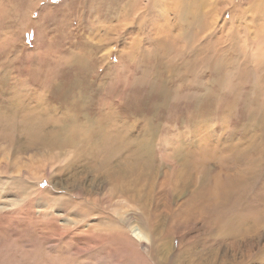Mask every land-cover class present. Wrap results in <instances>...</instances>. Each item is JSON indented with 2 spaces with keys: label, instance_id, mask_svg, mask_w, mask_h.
I'll return each instance as SVG.
<instances>
[{
  "label": "rangeland",
  "instance_id": "374dc122",
  "mask_svg": "<svg viewBox=\"0 0 264 264\" xmlns=\"http://www.w3.org/2000/svg\"><path fill=\"white\" fill-rule=\"evenodd\" d=\"M145 1L132 0L131 18ZM204 1L201 13L205 16L199 25L190 15L191 26L188 28L185 22H177L175 13L159 16V12H155L142 17L141 32H138L129 25L130 18L119 21L111 17L112 13L106 17L100 13L102 11L96 12V4L89 0H0V104L3 103L0 111L10 109L8 114L17 111V114L13 113L17 120L30 111L39 112L44 118L57 120L46 124L48 134L58 128L68 136L72 129L81 132L99 129L95 120L98 118L102 123L101 115L106 112L101 109L103 101L98 100L102 96L113 112L123 111L114 114L104 130L116 134L122 141L119 147L123 155L136 159L144 168L149 162L153 163L154 169L143 175L158 176L151 196L145 197L142 207L138 205L137 208L127 196H124L126 203H119L109 185H102L97 179L92 181L95 175H104L106 167H101L98 160L77 158L75 147L68 141L47 139L38 145H29L21 137L14 144L0 142V264L264 262V248H261L264 247V225L259 226L264 223L256 225L253 222V213L264 207V123L260 124V119L264 118V13L255 21L263 26L260 32L247 25V47L232 36L225 55L215 51L224 50L229 35L237 34L240 23H248L251 13L264 8V2ZM93 4L96 10L92 8ZM153 5L156 7L155 3ZM164 23L169 33L160 29ZM118 24L124 27L121 33L114 31ZM226 34H229L227 38ZM160 41L168 43L160 44ZM221 41L224 44H216ZM200 46L204 48L205 63L209 66L199 67L198 64L201 73H188L189 79L198 78L207 90L220 87L218 80L222 74L211 73L210 66L224 56L235 57L232 62L219 64V70L228 66L233 72L220 91L221 96H228L229 104L233 105L219 114L215 111L217 106L192 109L173 100L171 112L165 113V117L166 120L170 115L176 118V122L170 124L174 131L167 133L169 122L165 132L157 126L152 129L156 114L143 108L144 103L149 105L154 100L152 82L169 81L172 83L167 85L171 87L178 84L174 72L183 70L188 56ZM179 59L181 62L175 67ZM145 88L150 93L143 100ZM69 89L75 95L85 93L87 100L67 99ZM218 97L217 94L207 99L216 101ZM135 98L141 103L140 111L136 110V103H131ZM68 102L76 105L73 117L65 112ZM201 113L206 116L200 117ZM86 118L91 122L87 124ZM120 118L123 119L118 121ZM191 118L195 120L189 123ZM154 136L162 138L163 143L179 138L185 144L198 147L203 144L200 138H209L207 146L216 152L231 142L226 140L228 136L236 144L244 138L245 152L239 151L244 162L219 163L218 157L212 156L213 160L207 163L212 174L221 166H232L228 171L230 176L251 175L243 181L240 179L237 186L228 187L221 205L229 214L238 212L247 217L249 213V221L245 223L254 224L253 230L260 227L256 233L252 230V235L240 236L245 240L251 235L254 240L248 241L253 242L251 249L255 254L250 261L242 256L244 242L233 243L234 246L226 243L231 240L229 236H214L217 231L208 223V218L204 220L205 217L194 209H190L189 214L182 206L185 193L174 190L169 194L161 187L163 175H169L172 164L167 158L169 145L163 148L157 141L148 142ZM219 137L221 142H218ZM87 141L93 143L95 136ZM142 144H145V150L138 147ZM145 151L152 154L148 156ZM126 161L130 159L126 157ZM179 163L178 160L174 162L175 166ZM128 218L130 223H127ZM116 228H121L124 236L116 232ZM132 229L139 231L141 236L133 237ZM223 238L227 240L221 245Z\"/></svg>",
  "mask_w": 264,
  "mask_h": 264
},
{
  "label": "bare ground",
  "instance_id": "6f19581e",
  "mask_svg": "<svg viewBox=\"0 0 264 264\" xmlns=\"http://www.w3.org/2000/svg\"><path fill=\"white\" fill-rule=\"evenodd\" d=\"M255 1H257V0H255ZM261 1L264 2V0H261ZM89 2H92V3L94 2L97 6V10H96V6L94 4H93L92 8L95 9L96 12L102 11L100 13L101 14L103 13L106 17L112 13L113 16H111V17L115 18L117 20H119L121 18H123V19L130 18L131 23H129V25H131L135 29L137 28L136 30H138V32H141L139 29L141 28L140 23H141L142 17H144L146 15H152L155 12H159V16H164L165 14L175 13L174 16L176 17L177 22L178 21L183 22V23L185 22L187 25H189L188 28L191 26L188 15H190V18L193 17L195 20H197L198 25L202 22L203 17L205 16L201 13L202 8H203V4L205 2L204 0H146L144 2V4L141 5L143 8L139 7V6L137 7L135 15H133L132 18L130 16L131 11L133 9L131 6V5H133L132 0H126V1L120 0L117 2H116V0H89ZM153 3H155L156 7L153 5ZM238 3H241V0ZM85 4H87V1ZM230 4H232V1ZM261 5L263 6V3ZM232 6H235V4H233ZM236 6L240 7L239 5H236ZM208 9H210V8H208ZM236 10H238V9H234L233 11H236ZM87 11H89V9ZM144 11H146L145 14L143 13ZM262 12L264 13V8H262L260 11L254 10L251 13V15L249 16L248 23H246V22L240 23V28L237 29V34H231V36L228 34L229 38L227 39V42L224 40V42H226L225 44L223 41L216 43V44H220V43L224 44L225 45L224 50H222L223 49L222 48L223 45H222L221 46L222 51H220V50H215V51L217 53L220 52L222 55L224 52V55H225V52H227V50H229L228 47L231 46L232 41H230V38H232V36H236L239 39V41H243V43L247 47V43H248L247 39L249 36V33L247 32V25L252 29L256 28L258 30V32H260L262 29L261 27H263V26H261L260 24H257V22L255 23V21L257 20L259 14H261ZM234 14H235V12H234ZM243 14H245V12ZM97 15H98V13H97ZM126 19H125V21H126ZM242 19H240V21ZM135 20H138V21L136 22ZM91 21H93V20H91ZM119 21H121V20H119ZM130 21H128V22H130ZM175 22L176 21L174 20V23ZM186 24H184V25H186ZM200 26H202V25H200ZM209 26L211 27V25H209ZM106 27H108V26H106ZM166 27H167V25L164 23L160 26V29H162L163 31H167L166 33H169V30ZM174 27H175V25H174ZM177 27H178V25H177ZM109 28H111V26ZM123 29H124V27L121 28V25H119L118 27L114 26L115 32L121 33L123 31ZM111 30H113V29H111ZM263 33H264V31H263ZM211 34H213V33H211ZM228 35L226 34L225 37L227 38ZM205 41H206V39H205ZM134 42L135 41H133V43ZM161 43L166 44L168 42L167 41H165V42L160 41V44ZM253 43H254V41H253ZM213 56L217 57V55H213ZM184 57L185 56H183L182 59H184ZM187 59H188V61H185L186 65L182 67L183 70L177 69V72H174V74H173L177 77V79L176 78L175 79L178 80V84H176V85L173 84V86L171 87L170 83H172V82L169 83V81H161V82L158 81V83H157V81L155 83L152 82V85H154L153 91H152V94L154 96V100L149 105H147L146 103L143 104L144 109L151 111V112H155V114H156L155 122L152 124V129L157 126L160 128L161 132L162 131L165 132L164 129H165L166 123L169 122V129L167 130V133L174 131V129L171 128L170 124L175 123L176 118H174L170 115L168 120H166V117H165V113L171 112L170 105H171V102L173 100L177 103L184 104L186 108H192V109H197L198 106L203 107V109H211V108H214L217 106V110H215V111H217L219 114L223 113V111H225L226 109H228L230 106L233 105L231 103L229 104L228 96L224 97L223 95L221 96V94H220L221 93L220 91L222 90V86L227 84L226 82L229 81V78L231 76V75L229 76V74L233 73V72H231V70L228 69V66H225L222 69V71L219 70V64L222 61L232 62L233 59H235V57L233 59H230L227 56H224L222 59H220V61L215 60V61H219L218 63L215 62L214 65L210 66L209 70L211 71V73H215V75H217L219 73V74H222V76L218 80V81H220L221 86L220 87L214 86V88L209 89V90H207L206 88H204L201 85L200 81L197 80L198 78H196V80H193L191 78L189 79V74H188V73H193V71H197L198 74L201 73V71H199L200 69L197 67L198 64H199V67L209 66V64L206 66V63H205L206 54L204 53V48L200 46L197 49V51L191 53ZM180 62H181V59H179V61L175 64V67ZM225 68L227 69V71L225 70ZM153 70H154V68H153ZM160 73H158V74L156 73L157 76L160 75ZM3 80L5 81V79H3ZM176 80H174L173 82H176ZM156 84H157V86H156ZM167 84H170V85H167ZM53 86H55V84H53ZM56 87H58V84ZM81 87L82 86L80 85V88ZM147 89L148 88H145V90H144V94L142 97L143 100H145L146 95L150 93V91ZM116 91H117V89H116ZM121 93H123V92H121ZM172 94H173V96H171ZM217 94L219 95V97L216 101H211V100L207 99V97L216 96ZM85 95H86L85 93L83 95H80V94L75 95L73 93V91L71 89H69L67 91L66 97H67V99H79L80 101L85 102L87 100ZM116 97H118V96H116ZM120 97H122V96L120 95ZM125 97H126V95H125ZM98 100L103 101L101 103V109L106 110V112L101 115L102 123H100V119H98V118L95 120V124L98 125L97 128H99V129H96V130L90 131V132H86V131L81 132L80 130L72 129L68 136H65L64 132L58 128H56L54 131H50L51 133H49V134L47 133V130H45L46 124L48 122H56L57 121L56 119H47V118L42 117L41 116L42 114L39 112L33 113L32 111H30L27 114L22 113L23 116L19 120H17V119H15V115L13 114L15 111L12 114L11 113L8 114L7 113L8 109L5 111V109L3 108L4 110L0 111V142L13 143L21 137L24 138L25 141L29 145H38L37 143L45 142V140H47V139L48 140L51 139V140H55V141L62 139V140L68 141V142H70V144L72 146L75 147L74 152H75V156L77 158L85 157V158H88L91 160H98L101 167H106L104 175H95V176L93 175L94 178L92 179V181H95V179H97L100 184L109 185L111 187V189H114V192L117 194V197H118L117 201L119 203H121V204L126 203L124 196H127L132 202L137 204V205L135 204L134 206H136L137 208H138V205L140 207H142V205H143L142 203L144 202V198L147 197L150 194V192L154 190L153 189L154 180L156 179V177H158L157 175H143V174L154 169L153 163L149 162L150 164H146V168H144L141 165V163L138 162L136 159L122 154L120 147H119L120 145L123 144L122 141H119V138L116 134L113 135L110 132L105 131L104 129L106 128V125L111 122V118L114 114H116V113L121 114L123 111L117 110L116 112H113L112 106L110 104H108L102 96L99 97ZM132 100L133 101L131 103H136L138 105L136 110L140 111V106H141L140 101L139 100L137 101L136 98H135V100L134 99H132ZM125 102H127V100H125ZM231 102H233V101H231ZM2 104H0V105H2ZM6 104H8V103H6ZM129 105L130 104H128V106ZM70 107H73V109L70 110L69 109ZM118 107H120V106H118ZM124 107H126V106H124ZM132 108L135 109L134 105L132 106ZM13 109H14V107H13ZM67 109H68V111L66 110L65 112H67L70 117H73L75 110H76V105L71 103V102H68ZM122 110H123V108H122ZM10 112H12V111H10ZM16 112H15V114H17ZM19 112H21V111H19ZM218 113H213L212 115L218 116L219 115ZM205 114L206 113H201L200 117H205L206 116ZM19 115H20V113H19ZM141 115L145 116L143 114H141ZM74 118H72V119H74ZM253 118H254V116L252 114V119ZM122 119L123 118H120L118 121H121ZM193 120H195V118L189 119V123H191ZM231 120H232V118H231ZM85 122L88 124L91 121L87 120V118H86ZM92 123H94V122H92ZM263 123H264V118H261L260 124H263ZM233 128H235V127H233ZM223 133H224V131L221 134H223ZM92 136H95V141L93 143H91V141H87ZM76 138H79V140L81 142L78 141ZM200 139L203 142V144L199 147L194 145V144H189V143L185 144V142L184 141L181 142L179 138L168 139V141L166 143L162 142V138H157L156 136H154L150 140H148V142L157 141L158 143L162 144L163 148L165 145H169L170 153L168 154L167 158L169 159V161L172 164V170L169 173V175H163L162 181L160 182L161 187L162 188L165 187L166 192L169 194H170V191H174V190L179 191V193H181V192L185 193L186 198L181 203H182V206L185 207V209L186 208L188 209L187 212H189V214L191 213L190 209L197 210L201 216L205 217L204 220L206 218H208V220L210 221L208 223H210L212 225V227H214V231L215 230L217 231V233L215 232L216 234H214V236L218 237L220 234L223 237L229 236L231 238V240L230 239L227 240L226 238H223L221 241V245L226 240H227L226 243H231V244L244 242L243 243L242 256L247 261H250L252 259V257L255 256V254L251 249V245L253 242H248V241H254L253 238H250L252 233H256L258 230L257 227L264 225V224H260L259 226H256V228H254L255 230H253V226H255L254 224H253V226H249V223L248 224L245 223V222L249 221V219L247 221V217H249V213H247L248 214L247 217H246V215L240 216L238 212H237L238 214L237 213L229 214L226 211L222 210L221 205L223 204V199L226 195L225 192H226L227 188L232 187V186H234V187L237 186L240 179H242V181H243L246 178H250L251 175H238V174H236L237 176L236 175L230 176L228 171L232 168V166H221L219 168L218 172H214V174H212L213 170H211V168L209 167V165L207 163V161L213 160L212 156H217L219 163L227 162V161H233L234 163L235 162H241V161L244 162L245 159L244 160L242 159L241 152H239V151L244 149V146H243L244 138L241 141H237V144H236V143H232V139L228 136L226 138V140L231 141V142L228 143L227 145L225 144L220 152H216L214 149L208 148L207 142H208L209 138L208 139L200 138ZM221 140H222L221 137H219L218 142H221ZM241 146H243V147H241ZM138 147H142L145 150V144L138 145ZM150 150H152V148H150ZM145 153L148 156H150L152 154V152H146V151H145ZM245 155L247 157V154H245ZM126 157H128L130 159L129 162L126 161ZM177 160L180 163L177 166H175L174 162H176ZM88 168L91 171L93 170V168L91 166H88ZM127 173L129 175H127ZM77 178L79 179V177H77ZM190 188H192V189H190ZM146 190H148L149 193L145 192ZM230 191H229V193H231ZM150 196H151V194H150ZM231 205H232V203H231ZM263 205H262V207H263ZM234 209H237V208H234ZM242 213L244 214L243 211H242ZM193 214H194V212H193ZM253 216H254L253 222L256 225H257V223L259 224V222L264 223V207L261 208L260 210H257L256 212H254ZM193 217H192V219H193ZM127 223H130L129 218L127 219ZM110 225L111 224H109V226ZM115 230H116V232L118 231V233L120 235L124 236L125 232L121 228H116ZM206 230H208V229H206ZM252 230H253V232H252ZM131 232H132L133 237L138 238L141 236L139 231H135L134 229H132ZM250 233H251V235L248 236L249 238H246L245 240L242 237H240L242 234L243 235L245 234V236H247V234H250ZM212 235H213V233H212ZM210 237H212V236L210 235ZM258 237L259 236H257V238ZM262 240L264 241V239H262ZM219 241H220V239H219ZM204 242H206V241H204ZM218 244H219V242H218ZM216 245L217 244H215V246ZM212 248H214V247H212ZM218 248H220V246ZM261 248H264V247H261ZM211 251L215 253V251H217V250H215V251L211 250ZM212 252H209V253H212ZM225 254L226 253H224V255ZM208 255H206V256H208ZM237 256H238V254H237ZM239 256H241V255L239 254ZM211 257H209V258H211ZM191 258H193V256ZM214 258H215V256H214ZM229 260L230 259H228V261ZM253 260H254V258H253ZM262 260H264V259H262ZM210 261H212V260H210ZM235 262H236V260H235ZM262 264H264V262H262Z\"/></svg>",
  "mask_w": 264,
  "mask_h": 264
}]
</instances>
